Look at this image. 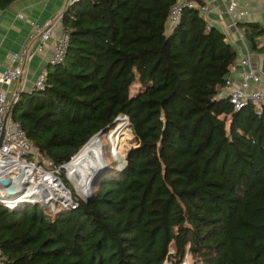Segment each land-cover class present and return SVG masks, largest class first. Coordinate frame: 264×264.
<instances>
[{"label":"trees","instance_id":"1","mask_svg":"<svg viewBox=\"0 0 264 264\" xmlns=\"http://www.w3.org/2000/svg\"><path fill=\"white\" fill-rule=\"evenodd\" d=\"M176 1L64 11L65 61L48 66L44 88L21 92L12 117L56 167L121 115L138 144L124 169L99 176L93 201L73 192L76 206L58 211L0 201L2 264H180L188 251L204 264H264V102L235 109L222 95L239 51L196 7L170 31ZM245 28L260 49L264 26ZM119 152L125 160L120 142Z\"/></svg>","mask_w":264,"mask_h":264},{"label":"built area","instance_id":"2","mask_svg":"<svg viewBox=\"0 0 264 264\" xmlns=\"http://www.w3.org/2000/svg\"><path fill=\"white\" fill-rule=\"evenodd\" d=\"M76 1L78 0H67L64 11ZM223 2L225 10L233 14L238 6V0H223ZM187 6L198 8L201 15L207 20V27H212L213 23L210 20V13L214 10V6L211 3L203 2L202 0H177L172 5L169 14L168 29L170 31L181 21L184 9ZM64 11L42 21L31 20L30 24L32 29L29 33L28 40L20 49L13 51L11 54L14 63L0 70V138L3 135V141L0 145V167L6 163L11 164V169L8 173L0 175V185H3L1 183L3 177H9L11 184L15 188L17 183H19V179L26 185L28 181L27 167H31L37 175L39 173L52 172L45 170V166L48 168L56 167L51 159L43 157L35 148L33 141L27 135L21 121L12 117L13 105L20 97L21 90L18 88L9 92L8 87L19 78L27 76V68L31 65L36 55L45 50L46 44L51 39H54L53 53L48 59L47 65H44L38 72L34 87H45L48 66L50 64L53 65L65 61L67 49L70 44V34L63 26ZM59 28L60 32L57 33V29ZM30 42H34L35 46L30 45ZM239 61L241 79L236 82L229 77L224 87L225 92H222V95L229 96L235 109L242 108L250 101L260 108L264 102V87L256 86L250 88V85L251 82L260 83L264 78L263 72L253 67L251 53H245L240 57ZM21 165H24V167L19 169L18 166ZM35 169H40V171L36 173ZM13 175H16L17 178H13ZM3 187H6L8 191L6 185ZM40 190L41 192L44 191L42 186H40ZM21 191H23V188L18 190V192ZM38 200L44 202L41 199ZM0 201L11 208H16L19 205V202L9 204L1 198ZM51 201L53 202V200ZM76 204V201L70 198L65 206H76ZM0 264H2L1 256Z\"/></svg>","mask_w":264,"mask_h":264},{"label":"crops","instance_id":"3","mask_svg":"<svg viewBox=\"0 0 264 264\" xmlns=\"http://www.w3.org/2000/svg\"><path fill=\"white\" fill-rule=\"evenodd\" d=\"M214 6L210 13L213 25L220 28L227 38L237 47L239 56L232 68L230 77L236 82L240 81V57L245 53L252 54V65L263 72L264 76V34L259 36L260 49H252L246 34L245 25L248 22H258L264 26V0H238V6L233 14L224 8L223 0H202ZM67 0H14L7 7L0 9V70L14 63L11 54L21 48L28 40L32 29L31 20L42 21L46 18L62 13ZM60 28L57 29V33ZM30 45L35 46L34 42ZM54 39L46 44L45 50L39 52L31 65L27 68V76L19 78L8 89L22 91L34 90V83L40 69L47 65L53 53ZM264 87V78L260 83L251 82L250 88ZM7 87V86H6ZM225 92V88L222 90Z\"/></svg>","mask_w":264,"mask_h":264},{"label":"bare ground","instance_id":"4","mask_svg":"<svg viewBox=\"0 0 264 264\" xmlns=\"http://www.w3.org/2000/svg\"><path fill=\"white\" fill-rule=\"evenodd\" d=\"M117 127L108 135V140L112 144V154L118 161L119 167L125 165L124 157L119 152V142L125 133L126 122L122 118L117 119ZM109 165L107 159L106 146L101 133L96 134L92 139L79 151V153L66 165V169L70 179L74 182L76 188L83 195H89L93 189V182L97 172L104 170ZM110 166V165H109ZM24 165L18 166L20 169ZM11 169V164L6 163L0 167V175L7 174ZM28 181L26 185L19 179L16 185L14 195L9 194L4 185H0V198L9 204H16L24 199L38 200L41 199L45 203H50L56 196H61L64 200L69 201L71 198L70 189L65 187L60 177L52 172L34 173L31 167H27ZM13 178H17L13 175ZM40 186L44 191L41 192ZM23 188V191L18 192Z\"/></svg>","mask_w":264,"mask_h":264},{"label":"rangeland","instance_id":"5","mask_svg":"<svg viewBox=\"0 0 264 264\" xmlns=\"http://www.w3.org/2000/svg\"><path fill=\"white\" fill-rule=\"evenodd\" d=\"M141 87V84L136 82L132 85V93H136ZM121 117L123 120H125L126 122V128H125V133L126 134L125 136L122 137L121 141H120V151L121 153L125 156V161H126V152L127 150L130 148V147H133L135 145L138 144V138L136 136V134L134 133L133 131V128L132 126L130 125V122H129V119L127 116H124V115H121L119 116ZM117 117V119L119 118ZM116 119V122H115V125L117 127V120ZM112 129V128H111ZM109 130L107 133H102L101 136L102 138H104V142H105V146H106V153H107V159L109 161V165L104 169V171L101 173H105V171H108V170H111L113 166H116V171L115 172H118L122 167H119V163L118 161L114 158L113 154H112V144L110 143V141L108 140V135L109 133L112 131V130ZM114 161L115 165H111V161ZM126 163V162H125ZM66 169V168H65ZM45 170H50L52 171V173L56 174L57 176H59L61 178V180L63 181L65 187H67L68 189H70V192H71V198H73V192L77 193L79 196H81V193L79 192V190L76 188L74 182L70 179L69 175H68V172H67V169H66V173H65V176L66 178L68 179L70 185H67L64 178L62 177V173H61V168L60 167H47L45 166ZM36 173H38L40 171V169H35ZM96 187L97 185L95 184V190H96ZM10 193V192H9ZM16 193H20V192H16ZM15 193H11V195H14ZM82 197V196H81ZM53 202L51 201L50 203H46V204H43L41 201L39 200H29V199H24L22 201L19 202V205L23 202H40L42 203L43 205H46L48 206L50 209L54 210V211H58L60 208L62 207H67L65 206L66 203H68V201L64 200L63 197L61 196H56L54 197L53 199ZM18 205V206H19ZM171 251L174 252L175 251V248L172 247L171 248ZM175 261H173V259H168L165 261L164 264H175L174 263ZM180 264H204L201 260H198L196 257H194L192 255L191 252H186V255L184 257V259L182 260V262Z\"/></svg>","mask_w":264,"mask_h":264},{"label":"water","instance_id":"6","mask_svg":"<svg viewBox=\"0 0 264 264\" xmlns=\"http://www.w3.org/2000/svg\"><path fill=\"white\" fill-rule=\"evenodd\" d=\"M102 134V133H104V130H101V131H99V132H97V133H95L94 135H96V134ZM93 135V136H94ZM2 141H3V135L1 136V138H0V145L2 144ZM111 163V165H112V162H110ZM126 165H127V160H126V163H125V165L120 169V170H122V169H124L125 167H126ZM113 166V165H112ZM60 167H65L66 168V164H63L62 166H60ZM112 169H114V166L112 167ZM111 169V170H112ZM104 170H102V171H98L97 172V174L95 175V179H94V182H93V189L91 190V192H90V194L89 195H83L82 193H81V196L85 199V200H87V202H90V201H93L94 199H95V196H96V190H95V184H97V181H98V178H99V176L101 175V173L103 172ZM109 171V170H108ZM106 172V171H105ZM1 183L3 184V185H6L7 186V189H8V191L9 192H14V191H16V188L14 187V185H12L11 184V181H10V179H9V177H3L2 179H1ZM43 204H46L45 202H42Z\"/></svg>","mask_w":264,"mask_h":264}]
</instances>
